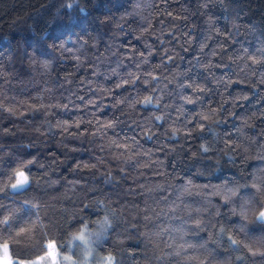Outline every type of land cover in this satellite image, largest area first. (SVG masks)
I'll list each match as a JSON object with an SVG mask.
<instances>
[{"label": "clouds", "instance_id": "9594fccd", "mask_svg": "<svg viewBox=\"0 0 264 264\" xmlns=\"http://www.w3.org/2000/svg\"><path fill=\"white\" fill-rule=\"evenodd\" d=\"M0 264H264V0H0Z\"/></svg>", "mask_w": 264, "mask_h": 264}]
</instances>
